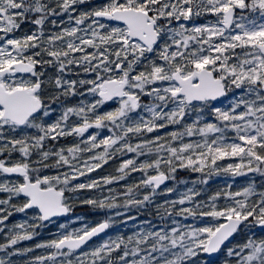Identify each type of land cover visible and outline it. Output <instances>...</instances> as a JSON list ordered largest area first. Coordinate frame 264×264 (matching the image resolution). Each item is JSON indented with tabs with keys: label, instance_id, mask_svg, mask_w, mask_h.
I'll use <instances>...</instances> for the list:
<instances>
[{
	"label": "snow or ice",
	"instance_id": "obj_1",
	"mask_svg": "<svg viewBox=\"0 0 264 264\" xmlns=\"http://www.w3.org/2000/svg\"><path fill=\"white\" fill-rule=\"evenodd\" d=\"M84 3L86 0H0V33L3 34L0 35V141L6 140L0 144V154L7 151L11 156L19 152L22 157L11 166L0 160V173L22 178L0 182V193L7 194L0 199V205L5 206L0 207V232L5 231L4 222L13 215L12 210L20 213L35 210L33 223L7 228L0 252H6L8 257L33 251V248L7 250L21 241L32 240L35 229L43 226L42 222L70 213L73 203L66 193L100 187L96 179L89 183L73 181L101 168L118 154L134 153L139 157L155 150L152 160L137 164L135 157L126 159L116 169L117 175L102 178L103 184L108 185L124 180L132 172L144 173L139 184L126 186L124 207H143L150 203L151 196L169 178L161 165L174 172L176 161L180 162L179 167L193 171L208 168L211 173L218 170L212 167L217 160L239 157L240 163L219 170L236 176L245 175L244 169H247V172L264 176V0H109L105 5L73 16L77 12L75 6ZM206 14L214 16L215 21L192 27L184 23ZM64 15L69 17V26L45 38V22L50 17ZM102 20L117 21L123 27L110 26ZM86 21L91 22L81 27ZM25 22L35 25L36 30L23 37L10 35ZM51 23L57 26L56 20ZM66 37L70 39L65 40ZM192 44L196 47L192 48ZM76 53L80 55H74ZM148 53H155V58L147 56ZM157 59L161 62L157 63ZM37 65L54 67L58 73L54 80L50 77L47 82L55 89L48 97L52 103L61 96L84 95L77 91L78 86H88L87 93L98 99L66 107L49 123L53 110L41 95L46 82L41 79L44 73L36 71ZM138 65L142 70L137 71ZM70 66L95 78L65 80L64 73L73 71ZM17 73H30L35 79L17 80ZM233 86L240 89L242 95L230 109L213 107L215 122L201 124L198 116L193 124L184 125L183 131L165 133L164 137L158 135L154 140L141 139L135 144L130 142L133 135L142 138L145 132L181 124L187 112L195 107L193 101L206 104L225 96ZM141 95L152 98V103L143 106L151 119L141 116L135 123H126L129 114L141 107ZM114 98H119L116 110L98 112L100 106ZM241 107L243 110L237 112ZM196 111L201 109L196 108ZM71 116L77 117L78 122L69 123ZM90 128H107L111 135L98 140L99 132L91 134L68 147L67 155L64 148L44 150L47 140L83 138ZM5 129L13 133L19 131L21 135L7 138ZM25 129H35L37 134L25 133ZM227 131L235 133L231 142H226ZM195 135L202 137V141L172 146L174 141ZM165 137L170 140L161 143ZM33 150L40 157L37 161L29 159ZM83 153L90 155L81 167L73 161H79V154ZM49 157H55L54 164L45 163ZM32 163L68 170L56 176L33 179L30 173L39 169L31 168ZM141 187L150 189V194H144L143 199L137 198ZM172 191L167 189L168 193ZM196 195L199 193L189 189L180 199L169 202L171 209L177 204H192ZM219 196L218 193L211 197L207 205L181 207L175 212V215L210 217L213 223L203 227L189 231L173 227L170 232L142 230L126 240L116 236L89 252L82 251L93 237L109 228V220H105L36 244L35 248L54 251L37 256L30 264H88L89 257L91 264H129V255L139 257L131 264H187L198 251H220L241 224L264 228V192L257 193L252 185L242 191L229 192L223 207H217ZM252 196L258 199L250 200ZM116 200L114 194L108 200L86 199L81 203L111 209L119 206ZM202 207L208 210L199 211ZM171 209H165L169 216L173 215ZM60 227L63 229L65 225ZM150 240V247H139ZM133 243L136 246L129 248ZM246 250L247 255H244ZM119 251L122 255L114 258L113 253ZM141 252L146 254L140 255ZM227 254L237 257L235 264H264V239L248 237L246 242L228 248ZM58 256L63 260L57 262ZM0 264H12V261L0 258Z\"/></svg>",
	"mask_w": 264,
	"mask_h": 264
},
{
	"label": "rangeland",
	"instance_id": "obj_2",
	"mask_svg": "<svg viewBox=\"0 0 264 264\" xmlns=\"http://www.w3.org/2000/svg\"><path fill=\"white\" fill-rule=\"evenodd\" d=\"M87 1H89V0H86V3H87ZM83 11H87V9L79 10L77 13H73V16H77V15H79L80 12H83ZM238 11H240V10H238ZM245 14L246 15H252L251 13H245ZM215 19L216 18L214 16L206 14V15H202L200 17L194 18L188 22H184V23L186 24L187 27H192L193 25L206 24L209 21L214 22ZM51 20H56L57 24H58L57 18L53 16V18L49 20L48 24L45 23V25H44V31L45 32L53 29L54 26L51 23ZM90 22L91 21H86L85 25H82L81 27L86 26V24L90 23ZM175 23L176 22L174 21L173 24L175 25ZM27 24H28L29 30H31V31L36 30L35 25H32L31 23H28V22H27ZM59 24H61V23H59ZM72 24L74 25V21L72 22ZM49 25H51V26H49ZM111 26H115V25H111ZM115 27H120V26H115ZM22 29L23 28L20 27L18 30H16L14 33H12L10 35H14L15 37H18V35H20ZM0 35H3V34L0 33ZM46 35H50V33H48ZM57 43H59V42H57ZM191 47L195 48L196 45L192 44ZM237 51H240V50L237 49ZM146 55L149 57L155 58V53H148ZM112 59H115V57H112ZM156 62L160 63L161 61H159L157 59ZM139 70H142V69L138 65L137 71H139ZM36 71L44 73V75L41 77V79L45 80V82H46L45 87L46 88H44L41 95L44 98L45 103L50 104L51 109L53 110V114L50 118H48V122L51 118L60 116L66 107H73V106L80 105L81 101L88 103V102H93L95 99H98L97 97H93L91 94L87 93V87L88 86H83V87L78 86L77 91L85 93L84 95H74V96L69 95V96H64V98H61L62 97L61 96L60 99L56 103H52L48 99V97H49V95H51L53 93L52 89L54 87H50L47 82H48L50 77L54 79L55 76L58 75V73L51 71L46 66H41ZM77 71L86 76V77L83 76L81 78H95L93 74H86L83 72L82 69L73 70L72 74H68L69 72L64 73L63 78L65 80H76V81H78L81 78H77V79L75 78ZM134 74H136V73H133V75ZM16 79L17 80H33V79H35V77H32L31 75H29L25 78H16ZM54 91H55V89H54ZM227 93H228L227 96L223 100H221V102H220L221 106H219V107L221 109H230L232 103L234 101H238V98L242 95L241 90L236 89L234 86ZM245 98L254 99V97H245ZM140 99L142 101L140 103L141 107H139L136 111L129 114L130 119H129V121H126V123H135L139 120V118L141 116H143L145 119H151V114L148 113L147 111H145L143 106L152 103V98L147 96V95H141ZM157 103H159V102H157ZM118 107H119V101H116L113 103L112 106H108V107L103 106V105L100 106L98 108V112L105 113L108 111H114ZM171 107H172V105L169 104V108H171ZM196 108H200L201 111L197 112ZM211 110H212L211 107H206L204 105H195L194 108H191L187 112V114L185 115V117L181 121V124L169 125L167 128L160 129L159 131H154L151 133L145 132L142 138H138L135 135H133L130 142L135 144V143L141 142V139L154 140L156 136L159 135V136L164 137L165 133H170L172 131H178L180 127H182L181 131H183L184 125L193 124L196 121L198 116L201 117V124L206 123V122H215V121H213V113ZM242 110H243V108L241 107L240 109H237V112L242 111ZM73 122H78V118L75 116H71L69 119V123H73ZM24 132L32 134V135L37 134L35 129H25ZM97 132H99L98 140H100L104 135H105V137L111 135V133L108 131L107 128L99 129V130H97L95 128H90L84 134L83 138L71 136L69 142H67V143H71L72 145H74L79 140L86 139L91 134H94ZM230 133H234V132L227 131L226 135L228 137V140L226 142H228L229 139H231ZM4 135L7 138H12V137L19 138L21 133L19 131L17 133H13L10 130L5 129ZM216 135H219V134H216ZM64 138H67V137H64ZM165 138H167V137H165ZM212 138L213 137L210 135L209 139H212ZM202 139L203 138L200 137L199 135H195L193 137L185 136L183 138V141H180V142H182V143H196L198 141H202ZM3 143H6V140L0 141V144H3ZM81 147H83V144H81ZM100 150L101 149H96L95 151L99 152ZM64 154L67 155V151H65ZM79 155H80V160L77 161L78 163L75 160L73 161V163H76L78 166L82 167L83 160L86 159L88 157V155H90V154L89 153H83V154H79ZM134 157H135L134 153H126L125 155H119L118 154L115 157L109 159L108 163L104 164L101 168L96 169L95 171H93L91 173H86L85 176L80 177L79 181L84 182V183H89L91 179L99 180L100 181V187L94 188V189H83L82 193H76L75 195L69 196V197H71L70 202L73 203V207H72V211L70 213V216H69V218H67L64 221H59V222L55 221L54 222L53 226L50 228L51 240L55 239L58 234H61L63 232H71L75 229H80V228L84 227L85 225L95 226L98 223L102 222L103 220H109V223L111 226L109 233L106 234L104 237L100 238L99 240H97L96 242H94L93 244H91L90 246H88L82 250L84 252H89V251H91L92 248L103 243L105 240H108L109 238L114 239L116 236H121L126 240L127 237L133 236L135 233L141 232L142 230H143V232H147V231H152V232L167 231V232H170L173 227H179L181 231H189L191 228L203 227V226H205L206 223H213L211 221L210 217H200L199 215L193 217V216H187L186 214L185 215H175V213H174L173 215L169 216L166 211L164 213L149 214V213L144 211L143 207H137V206L133 207V205H129L128 207H124V201L126 199V197L124 196V191H126V186L127 185L132 186L130 184V182H133V181L135 182V184L136 183L138 184L140 182L141 178L143 177L144 173L132 172L124 180L114 182V183L108 184V185L103 184L102 178L106 177V176H110V175L111 176L117 175L116 169L120 166V164L124 160L129 159V158H134ZM139 157L143 158L142 162L150 161L154 158L151 154H147V153L145 155L139 156ZM139 157H135V158L139 159ZM82 158H83V160H82ZM32 168H34V167L32 166ZM35 168L39 169V171H32V173L35 177L39 176L42 178L45 175H47V176H56L57 175V173L54 171L53 167H48V168L35 167ZM161 168H162V170H164L166 172L169 171L166 165H161ZM65 169H67V167H65ZM149 170H151V169H149ZM203 171L205 173L202 176H199V174H198L199 171H193L192 172L190 170V173L187 176V179H188L187 184L182 185V186H178V187L174 186L176 189H178V191L173 190L171 193H168L167 189H169L170 185L172 183H174V181H173L168 187L166 186L163 189L156 192L155 195H152L151 196V202L149 204H152L154 208L160 207L162 209V211L165 209H170L171 208V205L169 203L170 201L178 200L181 198V195L183 193H186L189 189H194L196 192L199 193V195H196L194 197L193 203L192 204H185L183 206L177 204V205H175L174 212L178 211L181 207H196V205L198 204L197 198L207 192L208 185L212 184L216 180L220 181V174L219 173H217V172H211L210 173L209 170H203ZM149 172H152V171H149ZM170 176H171V178H173V175L171 173H170ZM5 179L15 180V179H9V178L0 176V182H2ZM213 179H214V181H212ZM172 188L173 187H171V189ZM109 189H112L113 191H111L112 194L107 195V193L110 192ZM172 193H175V195H172ZM114 194L117 197L116 203L119 205L116 208L99 209L97 207L89 206L87 204L82 203L83 205L80 206V207H82V210L75 209L78 206V202H77L78 199H80V201H83L86 199L108 200ZM144 194H150V189H145V188L141 187L139 189L137 198L143 199ZM6 195L7 194H5V198H6ZM201 210L202 209L200 208L199 211H201ZM117 213H120V214L118 215ZM32 217H33V213L29 214L26 217L21 216V218L19 219V223H30L32 221ZM130 217H133L134 219H130ZM174 221H175V223H174ZM4 224L7 227H5L4 232H0V243L5 242L4 236L7 233L6 229L13 226L12 223H8L7 221H5ZM62 224L65 225V228H63V229L60 227V225H62ZM46 228L49 229L48 226H46ZM24 242L25 241H21L19 244L24 245ZM151 243H152V241L150 240L147 245H140L139 247L140 248H147V247L151 246ZM165 243H167V242H165ZM134 246H136V245L133 243V244L129 245V248L134 247ZM15 247L16 246H14L13 249H8L7 251H14ZM25 248H27V247H24V249ZM48 250H51V249H48ZM225 250H228V248ZM52 251H54V250L52 249ZM79 252H78V254H79ZM198 252H202V251H198ZM145 254H146L145 252L140 253V255H145ZM119 255H122V251H119L117 253H113L114 258L118 257ZM153 255L158 256L159 254L153 253ZM165 255L167 256L168 254L165 253ZM196 256H194V258ZM0 258L10 259L12 261V264H30V262H32L34 260L31 258V256H29V252H27L23 255H13L11 257H8L6 255V252H0ZM138 258L139 257H133V256L129 255L127 257V260L129 261V264H131V261L133 259H138ZM169 258H171V257L169 256ZM56 259H57V262H59V261L63 260V257L58 256ZM222 259L223 258H221V259L219 258L218 261L220 262V260H222ZM220 263H223V262H220ZM88 264H91V258L90 257L88 259ZM117 264H119V262H117Z\"/></svg>",
	"mask_w": 264,
	"mask_h": 264
},
{
	"label": "trees",
	"instance_id": "obj_3",
	"mask_svg": "<svg viewBox=\"0 0 264 264\" xmlns=\"http://www.w3.org/2000/svg\"><path fill=\"white\" fill-rule=\"evenodd\" d=\"M107 3H109V0H89V1H87V3L76 5L75 7L77 8V10L78 9L79 10L87 9V11H89V10H92L93 8H95V7H99V6L105 5ZM77 12H74V13H77ZM54 17L57 18L58 24H57V26H54L53 29L48 30L47 32L44 31L45 35L48 34V33L51 34V33L60 32L62 28L68 27L69 24H70L69 17L67 15H64L63 17H60V16H54ZM52 18L53 17H50L48 19V21H46L45 23L48 24L49 20L52 19ZM59 23H61V24H59ZM49 26H51V25H49ZM21 27L23 29L21 30V33H20V35H18V37H23L24 34H30L31 33V30H29L27 22L23 23L21 25ZM32 31H34V30H32ZM48 36L49 35H46L45 38H47ZM65 39L67 40V39H70V38L66 37ZM88 51L91 52V51H94V49H88ZM74 55L79 56L80 53H76ZM43 58L44 59H51V57H47V56H44ZM37 59H40V58L37 57ZM45 66L48 67L51 71L57 73L56 69L54 67H50V66H47V65H45ZM70 67L73 70H76L75 66H70ZM67 72H69V71H66L65 73H67ZM72 72L73 71L69 72L68 74H72ZM83 76H85V75L77 71L75 78L77 79V78H81ZM52 91L54 92V88L52 89ZM53 120L55 121V119H52V120H50V123ZM181 129H182V127H180L178 131H181ZM234 135H235V133L232 135V137ZM102 138H105V135ZM168 140H170V137H167V138H165V140H162L160 142L161 143H165ZM228 142H231V139H229ZM237 142H239V141H237ZM64 143H65V140L61 141V140H59V138H58L57 141L47 140V141H45L44 150H49V149L59 150L60 148H62V144H64ZM181 143L182 142H180V141H174V142H172V146L179 147ZM151 155L153 157H155V150L153 151V153H151ZM163 155L166 156L167 153L165 152V153H163ZM19 156L22 159V157H21L19 152H13L11 154V159H12V157H16L18 160H21V159H19ZM39 159H40V157L38 155H36L35 150H33V160L32 161H37ZM142 159L143 158H140V157H139V159H136L137 160V164L141 163ZM54 161H55V157H49V159L47 161H45V163H48L49 165H52V164H54ZM240 162L241 161H240L239 157H226L224 159L217 160L216 161V165H213L212 167H216L218 169L216 172L220 174V181H218V180L214 181V179L212 180L214 182L212 184L208 185L207 192L197 198L198 204L207 205L210 202L211 197H213V196H215V195H217L219 193L220 196H219V199L216 200V204H217V207H223L225 205V203H226L225 196H226L227 193H229V192L235 193L237 191H242L245 187H248L249 185L254 186V188H255L257 193L264 192V176H261L259 173L247 172V169H244V171L246 173L245 175L233 176L231 173H226L224 171H220L219 170L220 168H226L229 164H236V163H240ZM179 163H180L179 161H176L177 167H176V170L174 172L168 171V174L171 173L172 175H174V179H173L174 183H173V188H172L174 191H178V189H176L174 186L178 187V186H182V185L187 184V183H185V182H187L186 178H187V176H188V174L190 173V170H191V168L179 167ZM31 166H33L34 168L35 167L44 168L42 165L35 164V163H32L30 165V167ZM62 168L63 167H60V168L53 167V169L57 173V175L60 172H64V169H62ZM204 170H209V169L208 168H204ZM191 171L193 172V170H191ZM204 173H205L204 171H199L198 174H199V176H202ZM30 174H31L33 179L36 178L33 175L32 172ZM73 183H80V182L79 181H73ZM130 184L134 185L135 182L134 181L130 182ZM110 194H112V193L111 192L107 193V195H110ZM65 195L68 196L69 193H66ZM242 198L243 197H235V199H242ZM256 199H258V196L250 197V200H256ZM77 202H78V206L75 209L82 210V207H80V206H82L83 204L81 203L80 199H78ZM227 202L231 203V200H228ZM133 207H135V205H133ZM143 208H144V211L149 213V214L164 213L165 212V210L162 211V209L160 207L154 208L153 205L149 204V203H146V205L143 206ZM201 209H202L201 211H207L208 210L207 207H202ZM9 210H12V209H9ZM171 210L173 211V214H174L175 213L174 209H171ZM12 211L14 213H13L12 216H10L8 218L7 222L8 223H12L13 225L19 224V219H20L19 216H21V215L19 213L15 212L14 210H12ZM32 213H34V212H32ZM28 215L29 214H24L23 216L26 217ZM33 222L34 221L32 220L30 223H33ZM46 226H48L49 229H47ZM52 226H53V223H49V224H43L42 227L36 228L35 229L36 235L33 237V239L25 241L24 245L17 244L15 249L19 248V249L22 250V249H24V247L33 248L34 250L29 252V256H31V258L34 259V260H35V258L37 256L51 254L52 249L48 250V249H43V248H35V245L38 244V243H43V242H47V241L51 240V238H50V236H51L50 235V228ZM248 237H252L254 239H264V230H258L256 228V226H253V225H247L246 226V223H245V225L238 232L236 237L224 248V251L221 252L220 259L221 258H223V259L220 260V262H223V263H220L218 261L219 258H217L216 260L207 259L206 257H204L202 252H198L197 256L195 258L191 257L188 260L187 264H219V263L220 264H235V260L237 259V257H235V256L229 257L228 254H227L228 250H225V249L232 248V247H234V246H236L238 244L246 242ZM244 255H247V250L245 251Z\"/></svg>",
	"mask_w": 264,
	"mask_h": 264
},
{
	"label": "water",
	"instance_id": "obj_4",
	"mask_svg": "<svg viewBox=\"0 0 264 264\" xmlns=\"http://www.w3.org/2000/svg\"><path fill=\"white\" fill-rule=\"evenodd\" d=\"M106 22L113 23V24H119V25H122L120 22H117V21H106ZM17 74H29V73H17ZM222 97H223V96H222ZM116 99H119V98H114L113 100H116ZM220 99H221V97H219L218 99H216V100H214V101H209V102H214V103H216V102H218ZM113 100L107 101V102H105V103H110V102L113 101ZM194 102H199V101H193L192 103H194ZM9 176H16V175H9ZM165 182H166V180L164 181L163 184L160 185V187L163 186V185L165 184ZM160 187H159V188H160ZM159 188H158V189H159ZM29 210H31V209H29ZM65 216H67V214H66V215H61V216L52 217L51 220H52V219H56V218H62V217H65ZM242 225H243V224H241L240 227H241ZM257 227H258L259 229H264V228H261L260 226H257ZM239 229H240V228H239ZM108 230H109V228L106 229L105 232L100 233L98 236L93 237L91 241H93V240L96 239L97 237H99V236L105 234ZM235 235H236V233L233 234V237H234ZM233 237H230V238H229V241H230ZM91 241H89V242H91ZM227 242H228V241H226L225 244H226ZM222 247H223V246H222ZM204 254H205L207 257H210V258H216V257L218 256V254H219V251H218V252H215V253H206V252H204Z\"/></svg>",
	"mask_w": 264,
	"mask_h": 264
},
{
	"label": "flooded vegetation",
	"instance_id": "obj_5",
	"mask_svg": "<svg viewBox=\"0 0 264 264\" xmlns=\"http://www.w3.org/2000/svg\"><path fill=\"white\" fill-rule=\"evenodd\" d=\"M237 13H239V11H238V10H237ZM16 77H20V76H17V75H16ZM21 179H22V178H21Z\"/></svg>",
	"mask_w": 264,
	"mask_h": 264
}]
</instances>
